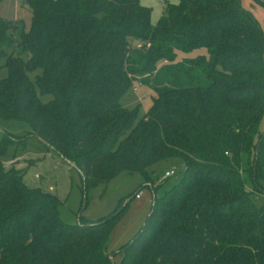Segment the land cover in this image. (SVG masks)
I'll return each mask as SVG.
<instances>
[{
    "label": "trees",
    "instance_id": "obj_1",
    "mask_svg": "<svg viewBox=\"0 0 264 264\" xmlns=\"http://www.w3.org/2000/svg\"><path fill=\"white\" fill-rule=\"evenodd\" d=\"M162 1L155 24L139 0H24L27 28L0 18V118L28 122L22 145L41 139L79 169L84 190L123 169L152 186L162 161L183 160L110 255V222L126 203L68 223L56 193L0 157V264H264V32L240 0ZM134 81L154 92L141 116L120 101ZM15 139L3 134L0 154Z\"/></svg>",
    "mask_w": 264,
    "mask_h": 264
},
{
    "label": "rangeland",
    "instance_id": "obj_2",
    "mask_svg": "<svg viewBox=\"0 0 264 264\" xmlns=\"http://www.w3.org/2000/svg\"><path fill=\"white\" fill-rule=\"evenodd\" d=\"M139 2L141 5L150 7V20L155 24L162 15L163 1L139 0ZM240 2L244 9L254 15L264 32V7L256 0H240ZM31 17L30 8L24 3V0H0V18L3 20L19 21L27 28L30 25ZM130 42L134 46L141 44L138 39H130ZM202 52H205L204 48L191 50L187 53L179 51L178 56L195 55ZM40 71L41 69L38 68L30 71L29 75L34 77ZM7 72V66L2 65L0 77L5 76ZM36 91L43 101H48L53 97L51 93L42 92L38 87ZM153 94L150 86L134 81L120 96V101L128 108H136L138 116H141L151 105ZM259 127L260 129L264 128V114ZM28 128L29 124L25 120L0 118V137L3 134L9 135L11 138L16 137L13 144H7L0 157L5 165L18 160L14 164L24 169L23 180L27 185L40 186L45 191L57 194L60 200L58 214L62 220L76 223L81 217V219L95 221L112 215L126 203L120 214L110 222L107 242V251L110 254L134 238L151 211L154 193L161 194L180 177L183 171V160L180 157H170L159 164L157 173L161 176L166 167H174L175 172L161 181L154 179L152 186L140 171L123 169L107 183L84 190L79 169L58 152L48 148L41 139L29 135L27 143L21 144L22 136L20 138V135L26 133ZM137 193L138 196H136ZM256 201L257 203L264 202V194H261ZM119 257V254L114 255L116 260Z\"/></svg>",
    "mask_w": 264,
    "mask_h": 264
},
{
    "label": "built area",
    "instance_id": "obj_3",
    "mask_svg": "<svg viewBox=\"0 0 264 264\" xmlns=\"http://www.w3.org/2000/svg\"><path fill=\"white\" fill-rule=\"evenodd\" d=\"M175 172V169L174 167L172 168H168V169H165V171L163 172V174L159 177V181L162 180L163 178H166L168 176H170L171 174H173ZM139 194L137 193L136 196H138Z\"/></svg>",
    "mask_w": 264,
    "mask_h": 264
},
{
    "label": "water",
    "instance_id": "obj_4",
    "mask_svg": "<svg viewBox=\"0 0 264 264\" xmlns=\"http://www.w3.org/2000/svg\"><path fill=\"white\" fill-rule=\"evenodd\" d=\"M16 162H18V160L14 161L13 163H16ZM110 255H111V254H110Z\"/></svg>",
    "mask_w": 264,
    "mask_h": 264
},
{
    "label": "crops",
    "instance_id": "obj_5",
    "mask_svg": "<svg viewBox=\"0 0 264 264\" xmlns=\"http://www.w3.org/2000/svg\"><path fill=\"white\" fill-rule=\"evenodd\" d=\"M166 169H168V167H166Z\"/></svg>",
    "mask_w": 264,
    "mask_h": 264
}]
</instances>
